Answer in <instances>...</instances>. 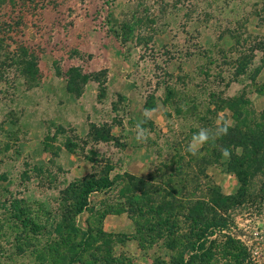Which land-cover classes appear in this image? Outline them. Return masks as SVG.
Here are the masks:
<instances>
[{
  "label": "rangeland",
  "instance_id": "374dc122",
  "mask_svg": "<svg viewBox=\"0 0 264 264\" xmlns=\"http://www.w3.org/2000/svg\"><path fill=\"white\" fill-rule=\"evenodd\" d=\"M263 67L264 0H0V264L168 262L160 243L99 234V218L127 200L125 173L157 179L192 158L210 161L203 185L235 193L227 155L209 154L236 99L243 127L264 118ZM200 129L214 138L193 154ZM92 175L116 181L88 195L86 217L69 188ZM244 199L225 234L264 264V170Z\"/></svg>",
  "mask_w": 264,
  "mask_h": 264
},
{
  "label": "trees",
  "instance_id": "16d2710c",
  "mask_svg": "<svg viewBox=\"0 0 264 264\" xmlns=\"http://www.w3.org/2000/svg\"><path fill=\"white\" fill-rule=\"evenodd\" d=\"M236 101L230 109L236 115L234 121L237 124L227 126V134L216 137L219 149H211L209 154L215 158L216 154L220 156L221 151L228 150V146H234L233 151L228 150L225 167L239 182L235 193L225 195L217 185H203L197 175H204L199 163L210 161L192 162L194 158H190L183 163L178 161L175 171L170 170L157 179L125 173L127 200L117 204L118 209L107 207L101 215L126 212L133 220L141 249L145 244L160 243L169 251L168 262L154 258L152 264H227L221 262L225 257L232 259L233 264H251L242 241L225 234V230L231 220L228 215L231 208L245 200L246 184L255 173L264 170V118L243 127L239 123L242 114H236V111L238 104L245 100ZM238 147L241 148L239 153ZM115 181L108 176L95 178L92 175L75 187L70 185L75 213L87 206L90 193L110 189ZM90 230L83 231L82 235H89ZM98 233L105 234L100 229Z\"/></svg>",
  "mask_w": 264,
  "mask_h": 264
},
{
  "label": "crops",
  "instance_id": "0c3cea01",
  "mask_svg": "<svg viewBox=\"0 0 264 264\" xmlns=\"http://www.w3.org/2000/svg\"><path fill=\"white\" fill-rule=\"evenodd\" d=\"M264 73V67L261 71V74ZM261 80H264V77L261 78ZM259 93L254 92V95L251 97L253 99L252 101L253 104L256 106V101L259 98ZM256 98V99H255ZM221 189V188H220ZM223 189V188H222ZM222 191V190H221ZM225 195L233 194L231 191H222ZM84 214L86 217L91 215V213L88 210H83L79 215ZM86 219V218H85ZM100 223L98 225L99 229L104 232L105 234H124V240L127 242L126 244H129L133 246V251H142L139 247L138 240L135 237V225L131 218L129 216L122 212V213H107L104 216H101L100 218ZM81 229L82 230H89L91 229V224L90 222L88 223L86 220L80 223ZM126 244L123 245V243H118L116 247L119 250H124L126 249ZM116 248V249H117Z\"/></svg>",
  "mask_w": 264,
  "mask_h": 264
},
{
  "label": "clouds",
  "instance_id": "9594fccd",
  "mask_svg": "<svg viewBox=\"0 0 264 264\" xmlns=\"http://www.w3.org/2000/svg\"><path fill=\"white\" fill-rule=\"evenodd\" d=\"M145 117H148V112L147 110L144 113ZM137 134H136V139L138 141H144L147 139V136L145 135V130L141 127L140 124H137ZM228 128L227 126H221L218 127L214 136H220V135H225L227 134ZM213 134H210L208 129H200L197 134H195L193 142L188 145L187 150L189 152H192L193 154L197 151L198 147L203 145L205 142L209 141L211 138H214ZM224 154L228 155V150H224Z\"/></svg>",
  "mask_w": 264,
  "mask_h": 264
}]
</instances>
